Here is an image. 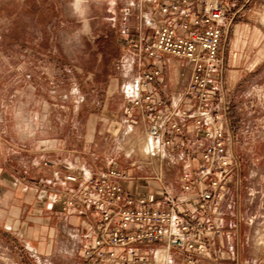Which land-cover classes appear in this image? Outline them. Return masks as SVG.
I'll use <instances>...</instances> for the list:
<instances>
[{
	"label": "rangeland",
	"instance_id": "374dc122",
	"mask_svg": "<svg viewBox=\"0 0 264 264\" xmlns=\"http://www.w3.org/2000/svg\"><path fill=\"white\" fill-rule=\"evenodd\" d=\"M238 1L243 7L222 40L228 127L240 171H253V192L264 194V0ZM151 8L147 0H0V264L80 263L77 256L60 254V243L68 239L57 230L63 215L48 209L50 195L58 200V192L80 190L67 175L115 166L137 184H157L151 177L158 170L165 184L178 183L182 153L166 151L162 164L158 153L150 158L145 123L134 113L132 125L124 113L130 106L123 87L136 73L125 41L149 33L140 16ZM156 61L164 67L162 87L183 95L190 78L186 62L170 56ZM10 200L16 203L7 221L3 211ZM227 204L224 222L232 217L233 204ZM262 222L258 218L247 233L264 238ZM53 228L52 250L42 256L32 239ZM19 235L31 239L28 260L12 239Z\"/></svg>",
	"mask_w": 264,
	"mask_h": 264
},
{
	"label": "built area",
	"instance_id": "2783aa9c",
	"mask_svg": "<svg viewBox=\"0 0 264 264\" xmlns=\"http://www.w3.org/2000/svg\"><path fill=\"white\" fill-rule=\"evenodd\" d=\"M147 1L153 14L140 18L149 33L125 41L134 52L136 73L123 87L130 106L124 113L132 125L137 124L134 113L145 123L150 158L158 153L162 164L166 151L182 153L176 188L164 183L161 170L153 171L151 180L161 195L135 198L124 187L130 172L111 166L67 175V181L80 183V190L57 205L60 211L76 205L87 219V212L95 215L87 220L79 246L81 264H239L224 245L223 206L233 207L229 184L241 162L229 134L222 40L243 5L238 0ZM164 56L184 60L191 69L177 104L170 105L159 89L164 69L156 60ZM175 189L196 193L182 197L172 193ZM247 197L250 204L259 201L264 211L263 193L250 189ZM258 218L264 216L249 218V225Z\"/></svg>",
	"mask_w": 264,
	"mask_h": 264
},
{
	"label": "crops",
	"instance_id": "0c3cea01",
	"mask_svg": "<svg viewBox=\"0 0 264 264\" xmlns=\"http://www.w3.org/2000/svg\"><path fill=\"white\" fill-rule=\"evenodd\" d=\"M146 14H153V12L150 9L149 12ZM229 66L232 68L234 67L231 65ZM167 69L168 71H171L170 67H168ZM184 69H185L184 73L186 74L187 78H189L191 74L190 67L186 64ZM172 71L178 74L179 69L174 68V70ZM231 72H234V71H231ZM232 76H233V73H232ZM228 77L229 76L227 74V80L229 79ZM237 79L238 78L234 80V83L237 81ZM159 89H160L162 97L164 99L166 98L169 99L170 105L173 103L177 104V101L181 102L183 99V95H180V94H178L175 97L174 94L169 91V87L167 85L164 86V88L161 86ZM190 129H193V128L191 127ZM171 163L173 162L171 161ZM253 175H254L253 171L251 172V174H249L248 172L242 173L240 169H237L235 171L232 177V180L229 184V190H228L229 198H230L229 201L233 204V209L230 210L231 211L230 215L232 217L228 218L229 221L225 220L224 222L223 220L224 232L228 234V237L224 238V245L228 247L229 254L234 255L236 258H239V264H264V243L259 244V240L261 238H254L253 236L250 235L249 232L247 233L246 231L247 227L250 230L252 227H254L257 224V221H256L252 225H249L248 219L253 216L259 215V213L261 212L260 207L258 205L253 206L256 202H253L252 204H250L249 201L245 199V193L248 192L250 189L253 191L252 186H254L255 184L254 181L252 180ZM170 176H173V174H169V177ZM169 186H171L172 189H174V187L176 188V185H174L173 183H169ZM124 187H125V190L128 191V193H130L135 198H139L142 196H148L151 194H154L155 196L161 195V188L155 183L150 184V182H144L143 184H137V182L129 181L124 185ZM78 192L79 191L69 192V193L68 192H58L59 194L58 200H56V198L51 197L50 195L48 197L50 200L48 209L54 207L63 215L62 222L57 227V230L63 231L65 234H68V239H66L67 241L65 243H62V242L60 243V245H65V248L62 247V249L60 250V254L68 255L69 257L77 256L81 263L82 257L79 251V246L82 243V240H81V237L79 236V233L85 230V225L88 219L95 220V215L93 212L89 211L87 212V215H88V219H87V217H85V214H84L85 212L82 209H79L76 205L66 207L64 211H60L59 206L57 205V203H61V204L63 203L64 197L72 195V193L76 194ZM172 193L176 195H182V197H187V196L194 195L196 192L182 193V192H177V190L175 189V192H172ZM242 195H244V198ZM3 196L5 197L7 195L5 194ZM22 196L23 195L21 194L20 197ZM37 198L41 200L42 197L41 195H39L37 196ZM15 203H16V200H10L8 202V205L5 206L6 210L3 212L7 215L6 220L10 219L9 215H10V212L13 211L12 209L15 208ZM225 210L227 209L225 208ZM4 223L6 226L8 222L5 221ZM68 224L70 225L69 228H67ZM10 229L11 228L7 224V226L5 227V230L10 231ZM55 231L56 230L54 228L50 229L49 234H47V236H45L44 238H33L32 239L38 242L39 251H41L42 256H45L47 253L51 252L52 244L54 243V239H55L54 237ZM21 232H24L23 227L21 228ZM13 233L15 234V232ZM12 239L15 240L16 244L22 247V253L26 255V259H27V256L30 255L29 253H31V250L29 247L32 245L30 242L31 239L30 238L22 239L21 235L15 238L13 237ZM59 241H61V239ZM24 246L27 247V250H25ZM66 262L67 263L71 262L70 264H75L73 263V261H70V260L68 261L64 259L63 264H66ZM80 263L77 262L76 264H80Z\"/></svg>",
	"mask_w": 264,
	"mask_h": 264
},
{
	"label": "bare ground",
	"instance_id": "6f19581e",
	"mask_svg": "<svg viewBox=\"0 0 264 264\" xmlns=\"http://www.w3.org/2000/svg\"><path fill=\"white\" fill-rule=\"evenodd\" d=\"M147 145V144H146Z\"/></svg>",
	"mask_w": 264,
	"mask_h": 264
}]
</instances>
